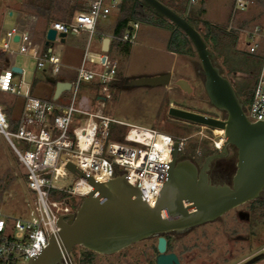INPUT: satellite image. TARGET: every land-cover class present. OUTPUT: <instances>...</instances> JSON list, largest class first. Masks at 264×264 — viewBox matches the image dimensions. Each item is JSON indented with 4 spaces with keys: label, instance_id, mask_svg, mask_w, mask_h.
Returning a JSON list of instances; mask_svg holds the SVG:
<instances>
[{
    "label": "built area",
    "instance_id": "built-area-1",
    "mask_svg": "<svg viewBox=\"0 0 264 264\" xmlns=\"http://www.w3.org/2000/svg\"><path fill=\"white\" fill-rule=\"evenodd\" d=\"M82 1L86 9L77 11L69 21L49 23L43 42L35 41L31 32L19 25L7 28L0 42V53L16 52L28 56L37 62L38 69L45 62L51 67V75H57L61 68L60 58L51 54L52 47L49 51V46L44 45L47 29L55 30L59 39L61 33L68 35L79 31L88 32L90 38L98 21L119 10L120 0ZM197 1L189 0L188 8ZM251 3L250 0H232V15L246 12ZM137 27L138 24L133 23L130 33L112 39L131 43ZM237 31V40L243 43V50L264 58V17L262 23ZM15 36L17 41L13 40ZM88 44L89 40L70 82L69 97L64 100L34 97L30 86L22 90L14 82L16 73L12 72L11 66L5 65L0 70V92L24 100L20 121L14 129L0 104V135L25 169L28 189L34 194L28 218H15L11 226L0 218V264H27L29 257L40 250L38 242L45 247L50 235L58 231L57 219L74 213L83 197L92 190L90 184L65 167L68 162L96 181L110 180L125 173L127 183L131 186L137 183L150 207L156 203L173 142L178 139L152 128L104 116L105 103L115 82L117 63L103 55L91 57ZM44 47L47 48L45 52ZM93 62L99 71L88 67V63ZM22 73L21 70L19 74ZM87 84H92L98 95L91 106L81 109L78 93ZM244 114L250 122L264 120V61ZM115 125L122 128L121 141L108 140L110 126ZM184 140L179 139L178 152L182 151ZM220 147L214 144V149ZM61 262L74 264L70 254L62 256Z\"/></svg>",
    "mask_w": 264,
    "mask_h": 264
},
{
    "label": "rangeland",
    "instance_id": "rangeland-1",
    "mask_svg": "<svg viewBox=\"0 0 264 264\" xmlns=\"http://www.w3.org/2000/svg\"><path fill=\"white\" fill-rule=\"evenodd\" d=\"M23 0H0V42L7 28L19 25L34 32L35 41L43 42V29L47 23L43 19H32L34 16L31 13L25 14L21 10V2ZM201 6L197 1L195 5L188 8V15L192 18H199L201 21H206L219 27L232 28L239 30L241 28L250 29L253 24L263 22L264 11L263 2L252 0L246 12L232 15V0H206L203 5V12L200 15L196 13ZM117 12H112L103 24L109 30L115 23ZM65 22L60 16L54 17L52 21ZM260 20V21H259ZM51 21V22H52ZM138 27L135 29L134 39L131 45L129 55H123L117 51L109 58L117 63L118 74L114 84L118 87L112 88V94L108 97L105 103L104 116L121 121L128 124L144 126L155 129L161 133L168 134L179 141H183V149L179 152L178 159L181 160L180 154L186 150H193L196 144L198 148L202 145L207 146L211 151L214 149V143L218 140L221 132L218 130H210L208 128L199 127L193 124H187L182 121L171 119L167 115V109L170 106L182 108L202 115H220V112L214 109L205 94L203 88V77L200 72V64L196 53L193 49L194 56L178 55L173 56L167 53L164 48L167 45V39L170 35L168 30L152 26L146 22H137ZM200 32H203V26L200 21L192 24ZM88 35L79 31L76 35L68 34L65 38V44L60 43L59 38H56L52 43L51 54H55L62 61L71 60V62L79 61L84 48V42ZM113 38V36H112ZM72 41L79 48L70 50L69 42ZM82 41L81 43H77ZM90 51H97L98 41L95 37L90 40ZM77 43V44H76ZM241 40L236 41L235 49L243 50ZM74 46V47H75ZM192 46V45H191ZM72 47V48H74ZM2 54L0 53V56ZM5 61L0 57V70L5 65L11 67L16 66L22 69V74H15L14 82L20 85L21 89L29 87L33 78L38 77L44 80L35 86L33 95L49 99L53 92V86L47 85L45 78L51 74V67L47 63L42 64V68L38 69L37 62L28 56L18 54L16 52L7 53L4 55ZM215 64L219 67L221 74L227 77L233 84L237 83L244 74L241 72H229L224 65L222 57L215 54L212 58ZM45 69V72L43 70ZM163 69H167L172 73V81L179 79L186 80L192 92L186 94L172 83L167 87H134L124 88V79L127 76L140 74L138 77L154 76L162 74ZM96 71H99L95 69ZM47 76L42 75L43 73ZM21 90V91H22ZM98 95L97 90H88L82 87L78 93L81 103L79 107L87 108L92 105ZM12 97H5L0 94V102L11 103ZM250 100L243 98V107L248 109ZM21 100L18 98L15 105L11 109V115L16 117L20 110ZM203 136L200 137V134ZM208 138H211L209 140ZM109 141H114L111 136ZM17 145L16 140H13ZM25 169L19 163L9 145L0 135V218L6 221L9 226L12 225L15 218H28V210L31 208L34 200V194L28 189L27 182L23 177ZM228 217L222 222L212 225L203 226L193 232H186L180 236H169L168 252H173L177 255L180 264H235L247 258L252 254L251 249H248V244L244 242H236L232 244L231 254L227 253V246L224 228L232 227L235 231H242L240 222H229ZM223 231V232H222ZM256 246V253H264V222H261L259 241ZM156 238H149L144 241L135 243L118 253L112 255L95 254L90 258L88 264H155ZM84 248L75 246L71 250L70 257L74 264H81L82 250ZM230 258L234 261L229 262ZM264 264V259L257 262Z\"/></svg>",
    "mask_w": 264,
    "mask_h": 264
},
{
    "label": "water",
    "instance_id": "water-1",
    "mask_svg": "<svg viewBox=\"0 0 264 264\" xmlns=\"http://www.w3.org/2000/svg\"><path fill=\"white\" fill-rule=\"evenodd\" d=\"M140 1L152 14L166 19L189 40L200 64L203 88L209 103L224 114L223 119H218L170 106L168 117L199 127L221 129L222 145L216 154L204 159L198 171L191 160L178 159L179 142L175 140L166 176L153 207L147 204L137 183L136 186L127 183L125 173L115 174L110 180L96 181L68 162L65 167L90 184L92 190L83 197L74 213L57 219L58 231L50 235L45 247L42 248L38 242L40 250L29 257L27 264H62V256L69 254L75 246L95 254L112 255L149 238H156L155 264H180L175 253L167 252L165 235L211 222L258 198L264 189V120L250 122L246 118L243 104L230 81L221 74L200 32L185 17L158 0ZM58 36L60 42H64L66 34ZM55 39L56 31L48 28L44 45L49 46V51ZM13 40L17 41L18 37ZM109 42L110 38L106 37L102 43L103 53L107 52ZM11 70L16 74L21 72L16 66ZM171 81L172 73L165 72L130 78L124 81L123 87L156 88L172 83L186 94L192 92L186 80ZM69 89V82H56L53 100ZM229 147L236 150L237 161L231 185L211 183L206 175L208 165L214 159L225 157ZM262 256H256L245 264Z\"/></svg>",
    "mask_w": 264,
    "mask_h": 264
},
{
    "label": "trees",
    "instance_id": "trees-1",
    "mask_svg": "<svg viewBox=\"0 0 264 264\" xmlns=\"http://www.w3.org/2000/svg\"><path fill=\"white\" fill-rule=\"evenodd\" d=\"M166 7L173 10L176 14L181 17H185L187 21L192 25L193 22L197 23L201 22L203 26V32H200L197 27H193L198 30L207 45L208 50L211 52L212 58L213 56L218 55L222 57L224 65L228 68L229 72H241L244 74L237 83L233 84L229 79L231 85L233 86L236 95L240 99L243 104V98H247L251 101L253 97V92L256 84L257 77L261 71L264 58L261 55H253L249 54L244 50L235 49L236 41L238 39V31L233 30L231 28H223L211 24L206 21H201L199 18L195 19L188 15V3L189 0H158ZM206 0H198L201 8L196 13L197 15L202 14L203 5ZM252 1V0H250ZM258 2H263V11H264V0H257ZM86 9L85 2L75 1L73 4L65 3V0H23L21 2V10L23 13L28 14L31 13L39 19H43L48 26L49 23L56 16H60L63 19H67L69 21L73 14L76 11H81ZM264 13V12H263ZM55 21V20H54ZM146 22L151 24L152 26L159 27L170 32L168 42H167V50L173 53H177L179 55H189L194 56V52L189 40L186 36L173 24L169 23L164 18H159L152 14L140 0H120L119 10L117 12V16L115 19V23L112 28V36L113 37H121L126 32H131V25L137 22ZM117 47H119L120 51L123 55H128L131 43L128 42H120V41H112ZM47 50L44 47V52ZM1 60L5 61L4 55H1ZM44 72V71H43ZM42 72V73H43ZM44 75V74H42ZM227 78V77H226ZM40 81L39 77H34L31 82V89L35 87V85ZM45 81L50 83L53 87L57 82L54 77H47ZM118 85V84H117ZM116 84H112V88ZM244 106V105H243ZM122 132V128L119 126H110L109 137L116 141H121L122 138L119 135ZM198 146L195 144L193 146V150H196ZM203 153L209 151L207 146L200 147ZM215 150V149H212ZM204 155V154H203ZM24 179L26 180V174H23ZM169 248V244L167 245V251ZM95 255V253L90 252L88 250H82V259L81 264H88L90 258Z\"/></svg>",
    "mask_w": 264,
    "mask_h": 264
},
{
    "label": "flooded vegetation",
    "instance_id": "flooded-vegetation-1",
    "mask_svg": "<svg viewBox=\"0 0 264 264\" xmlns=\"http://www.w3.org/2000/svg\"><path fill=\"white\" fill-rule=\"evenodd\" d=\"M206 116L223 119L224 114L220 112V115H208ZM214 130V129H210ZM222 135V134H221ZM220 137V136H219ZM222 137V136H221ZM217 153V149L207 151L206 153H203L201 148H197L196 150H186L180 154V159H189L191 160L197 170L199 171L202 167V164L204 162V159L209 156ZM204 154V155H203ZM236 150L232 147L228 148V153L225 157L214 159L209 165L208 169L206 170V175L208 181L211 183H226L228 185H231L232 177L236 171ZM228 217L226 220L233 223V222H240L242 224V231H235V228L230 225L229 227H222L224 228V232L228 235L226 236L227 240V246L229 249L227 250V253L231 254V247L233 243L236 242H244L248 244V249H251L252 254L249 255L247 258L243 259L240 262L237 261L235 264H245L246 262L250 261L251 259L255 258L256 256H259L263 254L262 258L250 263V264H257L260 260L264 259V253H256L255 249L258 245L259 241V232H260V226L261 222H264V189L260 193L259 197L250 201H247L240 206L228 211L221 217L208 222L206 224H202L200 226L192 227L187 231L181 232V233H170L165 235L167 244H169L168 237L170 236H180L183 233L186 232H193L203 226L206 225H212L216 224L218 222H222L224 218ZM223 232V231H222ZM231 246V247H230ZM168 252V251H167ZM229 262H232L228 259ZM201 264H212V263H202ZM225 264V263H224ZM234 264V263H233Z\"/></svg>",
    "mask_w": 264,
    "mask_h": 264
},
{
    "label": "crops",
    "instance_id": "crops-1",
    "mask_svg": "<svg viewBox=\"0 0 264 264\" xmlns=\"http://www.w3.org/2000/svg\"><path fill=\"white\" fill-rule=\"evenodd\" d=\"M75 1H82V0H65V3H68L69 2V4H73ZM83 2V1H82ZM77 12V11H76ZM75 12V13H76ZM74 13V14H75ZM73 14V15H74ZM116 17V16H115ZM32 19H34V20H36V19H38L36 16H32L31 17ZM107 19V18H106ZM105 19V20H106ZM103 22H104V20H100V21H98L97 22V24H96V27H95V32H94V34L89 38V34H88V32H86V31H81V32H83V33H86V35H88V38H87V40L84 42V48H83V51H82V53H81V56H80V58H79V61H77V62H71V60H67L66 62L65 61H62L61 60V58H60V64H61V68H60V72L57 74V75H49L48 77H54L55 79H56V81L57 82H71L72 80H73V78H74V76H75V73H76V69L79 67V65H80V63H81V61H82V58H83V55H84V52H85V49H86V46H87V43H88V40H89V44H88V51H89V53H90V55H91V57H93V58H95L97 55H103V56H106V58L107 59H112V58H109L111 55H113L114 53H117V51H120V49H119V47H117L114 43H112V41H114L113 39H112V28H113V26H112V28L109 30L108 28H106V26L103 24ZM46 28H47V26L43 29V35H44V33H45V30H46ZM28 30V29H27ZM28 31H30V30H28ZM31 32V34H32V36H33V38L35 39V35H34V32L33 31H30ZM135 32V31H134ZM70 35H76V34H70ZM95 37V39H96V41H98V48H97V51H94V52H92V51H90V45H91V42H90V40H92V37ZM66 37H67V35H66ZM65 37V38H66ZM106 37H109L110 38V42H109V44H108V50H107V52H105V53H103L102 52V43H103V41H104V39L106 38ZM169 38V37H168ZM168 40V39H167ZM59 41H60V39H59ZM65 39H64V42H60V43H62V44H65ZM82 41H79V42H77V43H81ZM168 42V41H167ZM70 44H69V47H74L75 46V43H73L72 41H70L69 42ZM76 43V44H77ZM131 45H132V42H131ZM167 46V45H166ZM165 46V47H166ZM70 48V50H75V48H79L77 45L74 47V48ZM164 50L167 52V53H171L173 56H178L179 54H177V53H173V52H170V51H168L167 50V48H164ZM130 51H131V47H130V50H129V53H130ZM121 52V51H120ZM129 53H128V55H129ZM88 67L90 68V69H92V70H95V69H97L98 70V66H97V64L96 63H88ZM22 70V69H21ZM44 72H45V69L43 70ZM161 72H171V71H168L167 69H163L162 71H160V73ZM42 73V72H41ZM44 74V76H47V74H45V73H43ZM117 74H118V69L116 68V74H115V79H116V77H117ZM138 76H140V74L138 73V74H136V75H133V76H130V77H127V76H125V77H123L122 76V78H125L124 79V81L125 80H128V79H130V78H136V77H138ZM39 78H40V75L38 76ZM41 82H44V80L42 79V78H40V81L36 84V85H38L39 83H41ZM47 85H51L50 83H48V82H45ZM31 85V84H30ZM35 85V86H36ZM55 87V86H54ZM54 87H53V92H54ZM84 87H86L88 90L90 89V90H94L92 87H93V85L92 84H87L86 86H84ZM35 88V87H34ZM31 89V86H30V89H31V93H32V95H33V90H35V89ZM160 88V87H159ZM126 89V88H125ZM53 92H52V94H51V97L49 98V99H53L52 97H53ZM0 94H2L3 96H5V97H8V96H10V97H12V99H13V101L11 102V103H7V102H0V104L3 106V108H4V111H5V115H6V117H7V120H8V122H9V124H10V126H11V128L12 129H14L16 126H17V124H18V122L20 121V118H21V114H22V111H23V106H24V100L22 99V98H20V97H16V96H13V95H10V94H7V93H3V92H0ZM34 96V95H33ZM34 97H36V96H34ZM69 97V94H68V91L67 92H64V93H62L60 96H59V98H61V100H64V99H66V98H68ZM20 99L21 100V106H20V110H19V113L17 114V116L16 117H14V116H12L11 115V109L13 108V106L15 105V102H16V100L17 99ZM38 98V97H37ZM81 98H80V100H79V102L81 103ZM80 103H79V105H80ZM81 108V107H80ZM81 109H85V108H81ZM11 149V148H10ZM12 151V150H11ZM13 152V151H12ZM14 154V153H13ZM16 157V156H15Z\"/></svg>",
    "mask_w": 264,
    "mask_h": 264
},
{
    "label": "bare ground",
    "instance_id": "bare-ground-1",
    "mask_svg": "<svg viewBox=\"0 0 264 264\" xmlns=\"http://www.w3.org/2000/svg\"><path fill=\"white\" fill-rule=\"evenodd\" d=\"M201 127L207 128V127H205V126H201ZM208 129H214V128H208ZM214 130H218V131H220L221 134H222V132H223L221 129H214ZM201 136H203L202 133L200 134V137H201ZM221 136H222V135H220V137L218 138V140H216V142L212 141L211 138H208V139L211 140L212 143L216 144V146L220 147V146L222 145V137H221Z\"/></svg>",
    "mask_w": 264,
    "mask_h": 264
}]
</instances>
